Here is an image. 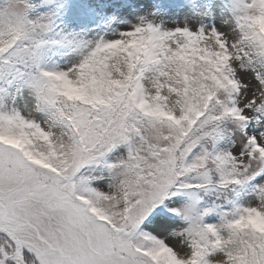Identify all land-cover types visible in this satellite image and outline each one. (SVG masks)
<instances>
[{"label": "snow or ice", "instance_id": "6c2138e0", "mask_svg": "<svg viewBox=\"0 0 264 264\" xmlns=\"http://www.w3.org/2000/svg\"><path fill=\"white\" fill-rule=\"evenodd\" d=\"M0 264H264V0H0Z\"/></svg>", "mask_w": 264, "mask_h": 264}]
</instances>
